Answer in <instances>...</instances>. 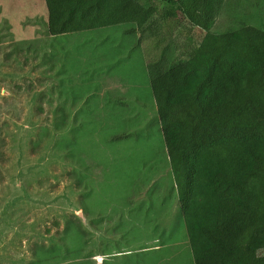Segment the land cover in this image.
Returning a JSON list of instances; mask_svg holds the SVG:
<instances>
[{
  "label": "rangeland",
  "instance_id": "rangeland-1",
  "mask_svg": "<svg viewBox=\"0 0 264 264\" xmlns=\"http://www.w3.org/2000/svg\"><path fill=\"white\" fill-rule=\"evenodd\" d=\"M46 23L44 0H0V264H192L148 69L203 33ZM244 26L262 0H225L212 31Z\"/></svg>",
  "mask_w": 264,
  "mask_h": 264
},
{
  "label": "trees",
  "instance_id": "trees-1",
  "mask_svg": "<svg viewBox=\"0 0 264 264\" xmlns=\"http://www.w3.org/2000/svg\"><path fill=\"white\" fill-rule=\"evenodd\" d=\"M44 1L51 36L130 24L150 39L179 16L203 33L148 69L191 262L264 264V30L212 31L225 0Z\"/></svg>",
  "mask_w": 264,
  "mask_h": 264
}]
</instances>
